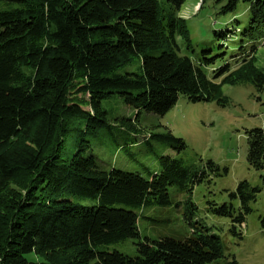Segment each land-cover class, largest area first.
Returning <instances> with one entry per match:
<instances>
[{
    "label": "trees",
    "instance_id": "trees-1",
    "mask_svg": "<svg viewBox=\"0 0 264 264\" xmlns=\"http://www.w3.org/2000/svg\"><path fill=\"white\" fill-rule=\"evenodd\" d=\"M183 3L0 0V264H217L223 258L219 238L191 216L184 221L192 236L183 241L144 239L135 257L99 249L138 239L131 209L169 206L170 187L184 192L194 209L193 188L218 171L210 161L199 168L169 155H157V169L144 168V176L101 170L89 152L90 139L106 125L105 101L118 96L129 108L163 116L180 95L223 106L224 84L244 81L264 91V73L254 65L264 46V0H226L219 14L231 18L213 32L217 44L192 41L179 15ZM239 3L247 11L242 20H236L245 12L237 14ZM233 38L240 52L228 55ZM136 60L137 73H118ZM119 124L135 130L129 120ZM246 137L247 165L264 169V129ZM149 138L167 140L176 152L184 148L170 132ZM259 193L240 181L229 194L238 212L231 204H210V212L229 218L231 234L242 239L236 226L244 225Z\"/></svg>",
    "mask_w": 264,
    "mask_h": 264
},
{
    "label": "rangeland",
    "instance_id": "rangeland-1",
    "mask_svg": "<svg viewBox=\"0 0 264 264\" xmlns=\"http://www.w3.org/2000/svg\"><path fill=\"white\" fill-rule=\"evenodd\" d=\"M201 1L184 0L179 15L186 21L194 43L202 39L213 42V32L223 29L222 23L231 16L219 14L220 7L226 0H209L199 11ZM244 10L243 15L237 16L236 20L247 16L246 6L239 3L237 14ZM214 44H217L216 41ZM226 47L228 55L229 51H233V54L240 52L237 38H233L232 42L227 41ZM249 49L246 45L241 56L247 55ZM195 51L198 53L200 47H195ZM221 51L223 50L217 49L215 53ZM254 56L255 67L264 73V46H259ZM139 68L140 63L136 60L129 66L122 67L118 73H137ZM73 96L87 99V95ZM221 98L225 100L223 106L217 100L193 104L180 95L174 107L163 116L129 108L118 96L103 103L107 111L106 125L95 138L90 139L89 152L101 170L116 169L144 176V168L148 171L157 169V155H169L199 168L205 167L210 161L218 171L209 181L193 188L191 202L194 209L186 206L187 195L184 192L177 187H170L169 206L151 204L141 209H131L138 217V239H126L99 249L135 257L136 244L144 239L157 241L171 238L183 241L192 236L184 221L185 216H191L192 221L204 227L208 234L219 238L223 258L217 264L230 259L238 264H264V169L254 170L246 162V132L254 128L264 129V91L259 92L250 83L242 81L234 85H222ZM84 108L89 109L87 106ZM120 119L131 121L135 130L122 128ZM166 132L180 139L184 148L176 152L167 140L149 138L152 134ZM243 180L258 187L260 193L250 205L251 213L245 216L244 225L241 229L236 226V231L242 235V239H238L230 232V219L213 215L210 204H215L216 207L231 204L237 213L239 202L230 198L229 194ZM76 202L84 206L94 204L87 200ZM119 207L128 208L122 205Z\"/></svg>",
    "mask_w": 264,
    "mask_h": 264
}]
</instances>
